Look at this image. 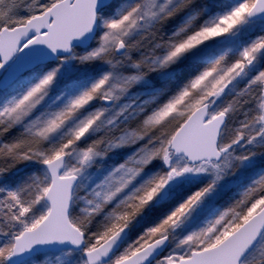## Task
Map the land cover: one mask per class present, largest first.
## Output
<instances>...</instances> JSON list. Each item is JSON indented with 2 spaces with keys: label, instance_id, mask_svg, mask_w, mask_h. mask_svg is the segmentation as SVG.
<instances>
[{
  "label": "snow or ice",
  "instance_id": "obj_1",
  "mask_svg": "<svg viewBox=\"0 0 264 264\" xmlns=\"http://www.w3.org/2000/svg\"><path fill=\"white\" fill-rule=\"evenodd\" d=\"M0 264H264V0H0Z\"/></svg>",
  "mask_w": 264,
  "mask_h": 264
},
{
  "label": "rangeland",
  "instance_id": "obj_2",
  "mask_svg": "<svg viewBox=\"0 0 264 264\" xmlns=\"http://www.w3.org/2000/svg\"><path fill=\"white\" fill-rule=\"evenodd\" d=\"M230 202H231V198L229 196H226L224 197V199L220 201V206L221 207L227 206Z\"/></svg>",
  "mask_w": 264,
  "mask_h": 264
},
{
  "label": "flooded vegetation",
  "instance_id": "obj_3",
  "mask_svg": "<svg viewBox=\"0 0 264 264\" xmlns=\"http://www.w3.org/2000/svg\"><path fill=\"white\" fill-rule=\"evenodd\" d=\"M229 197L231 198L232 197V194H229Z\"/></svg>",
  "mask_w": 264,
  "mask_h": 264
}]
</instances>
